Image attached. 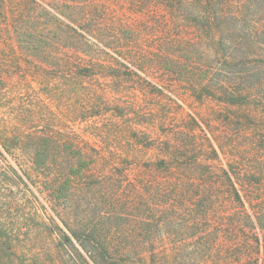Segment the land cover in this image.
I'll return each mask as SVG.
<instances>
[{"label": "rangeland", "instance_id": "1", "mask_svg": "<svg viewBox=\"0 0 264 264\" xmlns=\"http://www.w3.org/2000/svg\"><path fill=\"white\" fill-rule=\"evenodd\" d=\"M0 239L264 264V0H0Z\"/></svg>", "mask_w": 264, "mask_h": 264}, {"label": "trees", "instance_id": "2", "mask_svg": "<svg viewBox=\"0 0 264 264\" xmlns=\"http://www.w3.org/2000/svg\"><path fill=\"white\" fill-rule=\"evenodd\" d=\"M64 235H65V238L67 239V241L68 242H72V240H71V237L69 236V235H67L66 233H64ZM73 235V234H72ZM74 237H75V235H74ZM77 238V237H76ZM1 240V239H0ZM2 249H4V246H2L1 245V243H0V252H2L1 250ZM84 250L87 252V249H85V247H84ZM80 254V253H79ZM81 255V254H80ZM81 257L84 259V261L86 262V259L81 255ZM90 257H91V259H92V261L95 263L96 261V259H95V257H94V255H90ZM87 264H88V262H86ZM98 264H100V263H98Z\"/></svg>", "mask_w": 264, "mask_h": 264}]
</instances>
